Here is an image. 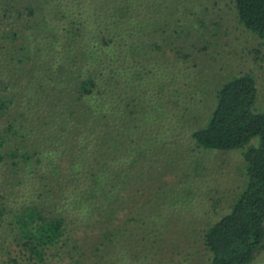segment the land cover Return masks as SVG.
I'll use <instances>...</instances> for the list:
<instances>
[{
  "label": "trees",
  "instance_id": "1",
  "mask_svg": "<svg viewBox=\"0 0 264 264\" xmlns=\"http://www.w3.org/2000/svg\"><path fill=\"white\" fill-rule=\"evenodd\" d=\"M73 1L63 0L68 7ZM153 1L58 6L64 12L54 6L22 26L13 3L0 4V88L11 95L0 93V118L7 119L0 123V264H97L116 240L138 243L164 233L128 225L137 221L126 211L134 197L132 167L148 171L143 136L128 124L129 117L137 121L130 90L148 73V48L160 49L156 35L168 26L152 10L145 13L165 2ZM230 1L237 21L264 41V0ZM194 14L178 17L177 29L189 34ZM151 31L157 34L148 46ZM26 66L19 81L14 75ZM256 92L250 73L231 76L216 90L204 123L190 132L204 150L242 148L245 163L241 193L203 229L208 264H250L264 248V110L253 109ZM170 123L172 135L178 119ZM14 194L24 198L21 208L3 201Z\"/></svg>",
  "mask_w": 264,
  "mask_h": 264
},
{
  "label": "rangeland",
  "instance_id": "2",
  "mask_svg": "<svg viewBox=\"0 0 264 264\" xmlns=\"http://www.w3.org/2000/svg\"><path fill=\"white\" fill-rule=\"evenodd\" d=\"M4 1L13 3V16L22 13L17 19L22 26L25 19L34 22L54 6L58 12H64L59 7L75 9L76 3L81 6L82 2L92 0H74L69 7L63 0ZM163 1L146 6L145 13L152 10L168 26L164 33L157 34L159 29L149 33L148 46L157 34L160 49L148 48L144 61L148 73L141 75L130 90L136 99L133 105L137 121L129 117L128 124L143 136L145 153L141 160H145L148 171L141 174L137 163L132 167L130 193L134 197L127 203L126 211L137 221L128 225L135 223L137 228L164 233L149 240L140 239L138 243L131 239H128L130 243L116 240L111 245V253L104 254L97 264H208L209 254L201 239L203 229L227 213L241 193L246 181L245 163L242 148L204 150L191 140L190 132L206 120L220 84L236 74L250 73L255 78L257 92L253 109L264 110V41L237 21L231 1ZM175 1L177 8H174ZM38 5L44 7L42 12L38 11ZM26 7L33 8L35 14L24 15ZM189 12L195 13L196 20L186 23L190 30L186 35L177 29V19ZM14 31L19 30L14 28ZM27 68L22 70V76L14 77L24 80ZM3 78L0 76V80ZM2 91L10 95L8 90L0 88ZM174 119H178L179 128L170 135L168 128L173 126L170 121ZM6 122L5 117L0 118V123ZM18 189L30 195L22 185H17ZM4 197L9 208L22 207L24 198L15 194ZM143 210L144 215L140 216L138 212ZM160 223L164 224L161 230ZM95 239L97 236L91 235L89 240ZM250 264H264V248Z\"/></svg>",
  "mask_w": 264,
  "mask_h": 264
}]
</instances>
